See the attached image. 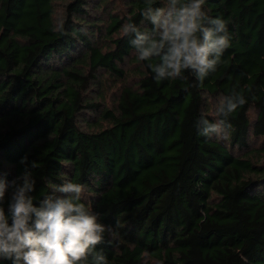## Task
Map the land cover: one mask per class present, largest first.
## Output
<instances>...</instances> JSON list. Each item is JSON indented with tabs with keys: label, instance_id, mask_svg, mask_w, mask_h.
Listing matches in <instances>:
<instances>
[{
	"label": "trees",
	"instance_id": "obj_1",
	"mask_svg": "<svg viewBox=\"0 0 264 264\" xmlns=\"http://www.w3.org/2000/svg\"><path fill=\"white\" fill-rule=\"evenodd\" d=\"M144 6L0 0V180L27 156L37 206L55 185H86L83 202L121 225L118 243L97 246L109 264H264V0H206L230 47L200 87L189 72L157 82L156 61L136 59L122 25L150 29ZM108 84H120L112 107ZM234 87L247 103L228 117L229 139L200 136L211 98Z\"/></svg>",
	"mask_w": 264,
	"mask_h": 264
},
{
	"label": "clouds",
	"instance_id": "obj_2",
	"mask_svg": "<svg viewBox=\"0 0 264 264\" xmlns=\"http://www.w3.org/2000/svg\"><path fill=\"white\" fill-rule=\"evenodd\" d=\"M144 0L140 15L151 28L141 30L133 22L122 25L124 36L130 37L138 61H153L147 66L159 81L186 79L192 74L194 86L200 87L205 79L215 73L230 47L227 21L213 17L205 9L206 0ZM54 31H63L59 21ZM247 103L245 96L234 87L223 96L215 108V120L206 116L196 121L200 136L228 140L233 130L228 117ZM23 173L8 182L0 180V261L11 264H109L97 246L119 242V221L115 226L105 225L100 214L84 202L86 185L71 181L55 185L54 193L36 199L33 170L38 162L29 164L22 157ZM11 195L4 206L5 194Z\"/></svg>",
	"mask_w": 264,
	"mask_h": 264
},
{
	"label": "rangeland",
	"instance_id": "obj_3",
	"mask_svg": "<svg viewBox=\"0 0 264 264\" xmlns=\"http://www.w3.org/2000/svg\"><path fill=\"white\" fill-rule=\"evenodd\" d=\"M59 5H61V4H59ZM59 10H61V6H60ZM59 14L60 15L63 14V11H60ZM126 66H127V68H131V67H133V64H127L126 63ZM133 80H135V78ZM119 85L118 86H112L109 84L104 85V89H103V91H104V102L106 105L111 106V107L114 106L115 99H116L117 94H118ZM97 89H98V86H93V87H91V89L88 92L89 96L93 100H96V91H98ZM219 99H220V97L211 98L210 104H211L212 108H214V109L216 108V105H217V102L219 101Z\"/></svg>",
	"mask_w": 264,
	"mask_h": 264
}]
</instances>
